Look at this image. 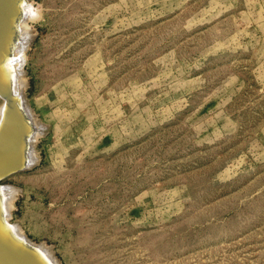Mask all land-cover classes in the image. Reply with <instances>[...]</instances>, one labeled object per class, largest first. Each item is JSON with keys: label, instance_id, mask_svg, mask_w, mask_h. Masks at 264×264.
Listing matches in <instances>:
<instances>
[{"label": "rangeland", "instance_id": "374dc122", "mask_svg": "<svg viewBox=\"0 0 264 264\" xmlns=\"http://www.w3.org/2000/svg\"><path fill=\"white\" fill-rule=\"evenodd\" d=\"M27 3L9 223L61 264H264V0Z\"/></svg>", "mask_w": 264, "mask_h": 264}, {"label": "bare ground", "instance_id": "6f19581e", "mask_svg": "<svg viewBox=\"0 0 264 264\" xmlns=\"http://www.w3.org/2000/svg\"><path fill=\"white\" fill-rule=\"evenodd\" d=\"M21 9L23 12L19 17L15 18L13 24L15 27L14 33L16 34L17 32L15 31H19L18 36L20 35V37H16V35L15 37H13L8 45V53L6 55H3V58L0 59V79L2 81L1 87L7 89L9 94H11V96L15 98L17 109L21 112L27 126H31L33 128L29 131L28 135L25 138V142L27 143L24 154L26 162L20 170L11 172L4 177L10 176L18 171H22L27 167H31L37 162V160H39L37 150L35 148V142L37 140V137L43 133L46 124L38 120V118L34 115L33 110L24 93V86L26 85V81L25 78L23 79V63L25 60V50L27 46L29 48L28 44L29 41H31L30 39L32 37V34L29 31L30 29L28 30L25 27L26 19L30 14V7L27 3V0H21ZM16 27H18L17 30ZM2 63L4 64V67H2ZM6 69L8 73L9 71H11L9 78L5 77L6 75H4ZM0 99L2 100L0 104L1 123L4 106L7 104V99L4 96V92L2 90H0ZM2 188L3 190L0 194V238L6 240L11 245H21L24 248L30 249L42 262H44V264H61L59 260H57L53 256V252L50 250V247H46L44 244H41L39 248V245L31 244L30 242H28L26 236H24V233L19 224L9 223V219L11 217V209L13 208L14 198L16 197V189L14 190L13 188H8L7 186H4ZM28 244L31 245L28 246ZM41 249H44V253L41 252Z\"/></svg>", "mask_w": 264, "mask_h": 264}, {"label": "water", "instance_id": "95a60500", "mask_svg": "<svg viewBox=\"0 0 264 264\" xmlns=\"http://www.w3.org/2000/svg\"><path fill=\"white\" fill-rule=\"evenodd\" d=\"M21 0H0V59L8 52V45L15 37L14 21L22 13ZM7 99L0 123V179L20 170L25 161V138L33 128L27 126L17 109L15 98L1 87ZM0 264H44L35 253L21 245L14 246L0 238Z\"/></svg>", "mask_w": 264, "mask_h": 264}]
</instances>
